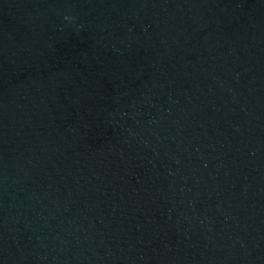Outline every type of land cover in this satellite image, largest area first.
I'll return each mask as SVG.
<instances>
[{
	"label": "water",
	"instance_id": "95a60500",
	"mask_svg": "<svg viewBox=\"0 0 264 264\" xmlns=\"http://www.w3.org/2000/svg\"><path fill=\"white\" fill-rule=\"evenodd\" d=\"M0 264H264V0H0Z\"/></svg>",
	"mask_w": 264,
	"mask_h": 264
}]
</instances>
